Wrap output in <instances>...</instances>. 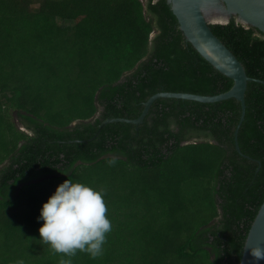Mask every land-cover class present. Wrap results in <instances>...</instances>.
Returning <instances> with one entry per match:
<instances>
[{"label":"trees","instance_id":"trees-1","mask_svg":"<svg viewBox=\"0 0 264 264\" xmlns=\"http://www.w3.org/2000/svg\"><path fill=\"white\" fill-rule=\"evenodd\" d=\"M209 28L252 79L245 157L235 99H157L138 131L110 123L92 139L156 93L232 87L166 0H0V244L14 264H59L38 217L66 179L104 190L112 223L103 255L72 264H240L264 202V35L233 19Z\"/></svg>","mask_w":264,"mask_h":264},{"label":"water","instance_id":"water-1","mask_svg":"<svg viewBox=\"0 0 264 264\" xmlns=\"http://www.w3.org/2000/svg\"><path fill=\"white\" fill-rule=\"evenodd\" d=\"M166 1L170 5L173 15L176 17L179 29L182 32L186 43H189L215 70L232 80V87L227 92L215 96L174 92L156 93L143 104V110L136 119H106L100 124L92 139L96 138L101 130L110 123H127L133 125L135 131H138L139 126L143 124L148 115L151 105L157 99L194 101L204 104L235 99L240 103L241 113L239 122L234 131V143L235 150L242 155L238 145L237 136L245 117L244 97L247 83L252 81V79L246 75L243 65L212 33L209 25H225L233 19L236 24H241L247 28H255L264 35V0ZM246 158L248 157L246 156ZM256 246L264 248V202L262 203L247 234L240 264H253V258L251 257L249 250ZM258 264H264V260H260Z\"/></svg>","mask_w":264,"mask_h":264},{"label":"clouds","instance_id":"clouds-1","mask_svg":"<svg viewBox=\"0 0 264 264\" xmlns=\"http://www.w3.org/2000/svg\"><path fill=\"white\" fill-rule=\"evenodd\" d=\"M108 163L115 164V160ZM104 196L102 189L66 179L42 204L38 221L42 220L43 224L38 229L39 235L55 253L62 254L59 264H72L71 258L78 251L94 260L103 255L107 235L112 231ZM249 251L253 264L264 260V248L256 246Z\"/></svg>","mask_w":264,"mask_h":264},{"label":"rangeland","instance_id":"rangeland-1","mask_svg":"<svg viewBox=\"0 0 264 264\" xmlns=\"http://www.w3.org/2000/svg\"><path fill=\"white\" fill-rule=\"evenodd\" d=\"M141 1L144 3L146 0H141ZM7 244H8L9 248H11L12 246L17 248V246L14 245L13 242L11 243V242L8 241ZM10 253H12V251L10 249H8V248L2 246V244H0V262H2L3 259L7 258L8 259V263L14 264L15 258H12V256L8 257L9 256L8 254H10ZM34 260H31V261H34Z\"/></svg>","mask_w":264,"mask_h":264}]
</instances>
